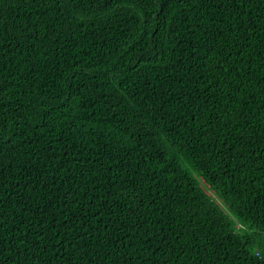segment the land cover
I'll use <instances>...</instances> for the list:
<instances>
[{"label":"trees","instance_id":"obj_1","mask_svg":"<svg viewBox=\"0 0 264 264\" xmlns=\"http://www.w3.org/2000/svg\"><path fill=\"white\" fill-rule=\"evenodd\" d=\"M262 37L264 0H3L0 264H264Z\"/></svg>","mask_w":264,"mask_h":264},{"label":"snow or ice","instance_id":"obj_2","mask_svg":"<svg viewBox=\"0 0 264 264\" xmlns=\"http://www.w3.org/2000/svg\"><path fill=\"white\" fill-rule=\"evenodd\" d=\"M196 2L199 3V2H202V0H196ZM238 2H243V0H238ZM250 2H251V0H250ZM2 3H3V0H0V4H2ZM52 3L54 6L59 7V8H69L71 5H74L77 3L83 4L84 0H52ZM109 6H111V5H109ZM122 6L127 7V4L123 3ZM133 6H135V5H133ZM188 6H189V8H191V7H193V4H189ZM113 11H119V7L113 9ZM52 36H56L55 31L52 32ZM205 39H207V37H205ZM262 41H264V37H262ZM32 42H33V44L36 43L35 38H33ZM191 51H192V53H198L200 58H202L204 60L214 59L215 56H221V57L223 56V50H220L218 52L217 46L212 42H209L208 48L203 52H200V50L195 48V46H193ZM44 59H48V57L45 55ZM191 59L193 62H196L197 55H195V54L191 55ZM253 60H255V57H253ZM216 66L219 67L220 65L217 64ZM259 68L262 71H264V56L261 57V64L259 65ZM249 70L251 71V69H249ZM250 79L251 78H249V80L247 81L248 83H250ZM261 83H264V76L261 77ZM237 90H238L237 88H233V91H237ZM221 91H223V89H221ZM259 92L262 96H264V88L259 89ZM6 95H7L6 88L3 85V81L0 80V136H2L3 130L6 128L7 121H8V117H6L4 115V113L9 112L11 109V102L3 99V97H5ZM225 95H227V93ZM253 98H255V97H253ZM5 104H7V107H5ZM260 111L264 112V106H262L260 108ZM228 115H229L228 113H225L226 118L223 120V125L225 127H228L231 120L236 121L235 123L231 124V127L235 128L236 131L239 133V140L241 142L240 147H241V149H243V147H244L243 141L245 138L244 132H245L246 128L250 126L249 123H246L244 121V116L247 115V113H236L235 115H233L231 117V119L227 118ZM252 118L255 119V113H253ZM137 119H142V117L138 116ZM153 119H154V117H153ZM144 122L148 123L147 120H145ZM156 125H157V127L152 129L153 137L155 139H159L161 141V143H163L165 139H168L169 141L174 142V140H175L174 133H173V131L170 130V128L168 126L163 125L160 121H156ZM261 135L264 136V132H262ZM7 142L10 144L11 140H8ZM233 143H235V141H233ZM172 146L175 147L174 143L172 144ZM182 151H183L182 148L176 149V152H182ZM176 152H173V154L170 156L162 157L164 160L162 167L165 170L170 171L173 167H175ZM0 155H2V153H0ZM256 155H260V153H256ZM0 165H2V162H0ZM261 167H264V164H262ZM112 183H113V185H115V181H113ZM125 183H127V181H125ZM0 187H2V181H0ZM157 187H159V185H157ZM139 194H140L139 192L135 193V195H137V196H139ZM3 199H4V197L2 195H0V201H3ZM141 203H143V201H141ZM169 211L171 212L172 209L169 208ZM144 225L151 226V221L147 217L144 218L143 224H138L135 226L136 227H143ZM3 227H4L3 222L0 221V232H2ZM155 235H159V234H155ZM145 238L149 240V243H151V237L147 236V233H145ZM2 239H3V237L0 236V240H2ZM129 239H130V237H129ZM160 239L164 240L165 238L160 237ZM123 243H124V240L121 239L120 244H123ZM113 245L114 246H108L106 244L101 245L99 242H97L96 255L101 256L102 251L105 248H107V251H103L102 259L110 260L111 264H130V256L127 253V247L122 252H120V254L118 255L117 252L120 249V245L116 244L115 241H113ZM141 247H143V245H141ZM133 248H134V245H133ZM157 249H159V251H158V254L156 256V259H159L160 255L163 254L164 250L160 247V245H157ZM3 251H7V248L0 249V253H2ZM10 254L11 253L9 252V255ZM137 254L141 255V256L144 255L143 252H140ZM36 256L37 257L39 256V251L36 252ZM60 258L65 260V264H72L71 256L65 257L63 255V253H61ZM0 259H2V255H0ZM49 264H50V262H49ZM144 264H148V258L147 257H145Z\"/></svg>","mask_w":264,"mask_h":264},{"label":"rangeland","instance_id":"obj_3","mask_svg":"<svg viewBox=\"0 0 264 264\" xmlns=\"http://www.w3.org/2000/svg\"><path fill=\"white\" fill-rule=\"evenodd\" d=\"M225 209L227 210L226 212L230 215L229 209L225 207ZM241 225L238 223V227H240ZM261 240H264V238H261ZM264 255V254H263Z\"/></svg>","mask_w":264,"mask_h":264}]
</instances>
